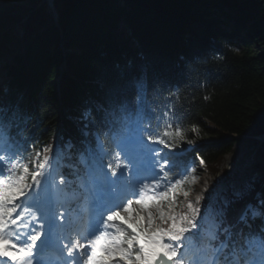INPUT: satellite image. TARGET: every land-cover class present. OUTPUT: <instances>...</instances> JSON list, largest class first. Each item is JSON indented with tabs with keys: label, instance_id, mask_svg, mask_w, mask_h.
Listing matches in <instances>:
<instances>
[{
	"label": "trees",
	"instance_id": "obj_1",
	"mask_svg": "<svg viewBox=\"0 0 264 264\" xmlns=\"http://www.w3.org/2000/svg\"><path fill=\"white\" fill-rule=\"evenodd\" d=\"M53 2L59 25L45 0H0V56L13 55L4 64L0 99L19 109L15 141L30 169L36 153L56 143L77 160L83 112L98 117L97 105L133 77L149 89L144 124L161 135L169 123L173 133L180 127L183 139H164L176 150L193 143L191 154L210 174L220 171L235 142L264 133V0ZM121 26L130 42L116 35ZM161 83L159 95L151 91ZM166 110L171 114L164 118ZM101 139L114 151L109 138ZM257 156L245 189L235 194L228 187L230 218L248 203L264 207V141ZM186 157L170 156L187 176L184 190ZM59 169L74 181L67 164ZM223 170L227 180L237 174Z\"/></svg>",
	"mask_w": 264,
	"mask_h": 264
},
{
	"label": "snow or ice",
	"instance_id": "obj_2",
	"mask_svg": "<svg viewBox=\"0 0 264 264\" xmlns=\"http://www.w3.org/2000/svg\"><path fill=\"white\" fill-rule=\"evenodd\" d=\"M163 89L161 83L151 91L159 95ZM148 92L133 77L97 105L98 117L91 109L83 112L77 149L82 171L67 165L75 181L52 177L51 146L42 160L36 153L31 169L22 162L24 149L15 141L19 109L0 99V141L7 153L0 155L5 264H68V258L72 264H264V207L249 203L230 218L227 201L218 210L204 205L202 211L200 197L195 204L179 200L188 196L187 176L177 173L172 153L156 146L171 149L164 137L183 139L181 129L168 131L174 127L169 123L161 135L144 124ZM170 114L166 110L163 117ZM73 147L72 141L66 145ZM69 188L75 208L64 200ZM45 247L55 250V259H38Z\"/></svg>",
	"mask_w": 264,
	"mask_h": 264
},
{
	"label": "rangeland",
	"instance_id": "obj_3",
	"mask_svg": "<svg viewBox=\"0 0 264 264\" xmlns=\"http://www.w3.org/2000/svg\"><path fill=\"white\" fill-rule=\"evenodd\" d=\"M18 31L19 32L21 31L20 25H18ZM115 33L118 36V38L122 40H128L130 42L127 36L128 34L127 30L123 26L119 27L115 31ZM10 46L12 48H15V43L14 42L11 43ZM3 62L4 61H0V65H2ZM3 75H5V72L2 70V73L0 74V80H1L0 86L3 83L2 80H4ZM259 145H260V142L258 143V140L251 138V137H244L243 139L235 142L232 149L228 153H226V155L224 156L222 164L220 165L221 166L220 171L216 175L210 174L206 170L204 164L201 163L200 160L199 161L194 160L196 171L193 170L194 168L191 166V169L193 170V172L191 173L189 188L186 189V191H188V196L187 198H185L183 195H181L179 197V200L181 202H183L185 199H187L188 201H191L197 195H199L200 197L206 196L208 194L207 192L209 191V189L211 190L214 189L211 186V183L214 180H218L215 184V188L220 190V199L218 201L216 210L220 209L222 205H225L226 201L227 202L229 201L226 195L228 187L232 188L233 193L239 194L249 184V178L254 172L253 165L256 163L258 156L254 158L250 166L242 167V163L244 160H246L250 151H252L255 147H258ZM4 146H5V142L0 141L1 155L7 154L3 150ZM193 147L194 145L189 143L187 149H192ZM61 151L62 150L59 149V146L55 147L54 152H56L57 159H60L59 156L61 154ZM43 155L44 154L41 153V157H40L41 160L43 159ZM52 156L53 155H51L50 157ZM223 169H227L228 173L230 174H232L233 172L237 173L235 177L229 179L228 182L224 185L221 184V181L223 179V173H224ZM218 183L219 185H217ZM109 231H113V230L110 229Z\"/></svg>",
	"mask_w": 264,
	"mask_h": 264
},
{
	"label": "bare ground",
	"instance_id": "obj_4",
	"mask_svg": "<svg viewBox=\"0 0 264 264\" xmlns=\"http://www.w3.org/2000/svg\"><path fill=\"white\" fill-rule=\"evenodd\" d=\"M197 196H198V195H197ZM197 196H196V197H197ZM196 197H194V199H192L191 201L195 202V201H196V199H195ZM205 219H207V217H206ZM81 263H82V262H81Z\"/></svg>",
	"mask_w": 264,
	"mask_h": 264
},
{
	"label": "water",
	"instance_id": "obj_5",
	"mask_svg": "<svg viewBox=\"0 0 264 264\" xmlns=\"http://www.w3.org/2000/svg\"><path fill=\"white\" fill-rule=\"evenodd\" d=\"M52 1V0H49V2Z\"/></svg>",
	"mask_w": 264,
	"mask_h": 264
}]
</instances>
